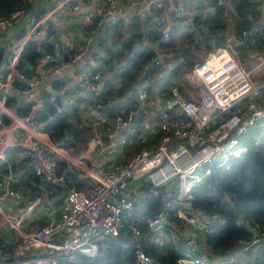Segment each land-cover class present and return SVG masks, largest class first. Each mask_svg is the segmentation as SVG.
Wrapping results in <instances>:
<instances>
[{"label":"built area","instance_id":"1","mask_svg":"<svg viewBox=\"0 0 264 264\" xmlns=\"http://www.w3.org/2000/svg\"><path fill=\"white\" fill-rule=\"evenodd\" d=\"M43 1L28 0L31 5L28 8L16 9L8 17L0 18V148L2 152L27 150L32 157L30 167L33 174L45 184L60 186L64 182V177L56 173L58 162L61 159L67 160L76 169L87 170L86 173L91 172L92 175H86L81 187L71 186L65 189L58 209L50 210L51 208L46 209L43 206L45 193L31 197L23 189L11 188L10 185L18 184L20 179L12 172L10 159L6 156H4L6 158L0 157V160L6 163L8 170L6 174L0 173V196L5 197L4 200H0V208H3L5 213V217H0V231L5 232L0 252L8 255L13 248L23 244L22 239H14L16 232L12 227L13 224L18 222L20 229L43 231L45 225L50 222V218L56 221L52 225L54 232L45 242L46 246L28 249L20 256H10L7 260L0 261V264H76L79 255L96 258L102 247L109 246L106 244L109 239H117L122 234L123 217L133 216L136 204L138 206L142 197L139 184L148 188L149 192L160 188L168 191L175 186L177 203L188 207L192 199L193 187L203 177L210 175L213 163L226 165L230 157H238L245 150L239 136L247 133L248 129L255 125H264V106L260 100L264 94L263 51L255 56L249 69L245 68V71L252 72L250 79L253 80V74L257 73L261 74L263 79L256 82L251 96H246L241 104H236L229 109V112H233L242 107L244 120L238 126L242 130L230 133L228 138L219 144H211V149H214L211 154L206 158L203 155L200 156L198 165L183 177L179 173L172 175L171 170L165 167L167 165V160H165L160 168L152 170L150 174L152 179L128 178L123 183L118 180L114 187L119 190H109V195L104 197L99 192L102 185L96 179L98 174L111 173L120 177V172L116 169L122 166L121 162L138 153L140 149L158 147L165 139L169 140V143L164 145L165 148L187 141V136H183V130H187L191 117L183 110V101L195 93L197 94L196 106H199L205 102L202 97L212 95V92L217 89L222 88L228 91L232 87V84L226 80V76H234L235 73H229L223 62L218 59L214 60L213 53L214 50L230 45L232 51L238 54L235 45L244 43L250 31H242L237 38L230 35L227 37L225 34L228 33L224 32V42L221 46L208 52L203 61L194 63L191 68L180 74L177 79L179 85L171 86L169 98L158 97L156 93L152 95L140 89L137 91V106L110 117L105 111L106 103L103 102L104 100L106 102V99L103 97V92L105 81L108 80L106 75L116 57L113 53L106 56L102 48L94 46V40L98 30L107 20L111 22L118 20L117 17L122 14L121 7L116 0H60L56 6L36 18L35 11L41 7L36 4ZM73 1H76V4L69 6ZM135 1L129 0L133 5L136 4ZM214 1L216 6H223L228 2V0ZM142 2L147 12L161 13L155 21L157 27L162 26L159 30H162L166 40L170 36L165 20L167 9H173V21L182 31L191 25L196 12H199L194 9V6H188L189 0H142ZM168 4L173 6H167ZM66 7L78 15L77 34L81 41L71 39L66 48L67 53L56 48H53L51 53L45 52L44 45L49 43L50 23L60 28V22L52 19L56 13ZM132 7L133 16H139L136 6ZM263 8L264 1L260 0V6L255 10L259 11L262 23H255L251 28V33L264 31ZM18 27L22 31H18ZM31 41L40 48L41 53L35 58L32 66H28V68H33L34 74H27L20 72L18 65L25 46ZM157 46L158 44H155V49ZM164 58V54L158 53L152 62L160 64ZM78 61H81L79 70L74 72L75 74L65 75L64 72ZM245 61L246 58L241 57V63L245 64ZM168 65L171 68V65ZM194 69L199 70L195 80L192 79ZM253 69L257 71L253 72ZM15 79L24 87L15 86ZM57 80L60 81V87L53 84ZM41 84L44 86L39 89L38 86ZM119 88L122 89L123 85H119ZM88 94L97 99L93 103L80 105L82 120L78 127L85 138L87 135L90 138L86 140L87 146L96 142V148L93 150H96L98 154L95 155L94 162H91L93 166L90 168L80 163L83 161L82 155L72 157L70 156L71 150L62 149L58 144H54L44 132V123H37L33 120V113L43 108L47 98L50 101L59 99L60 102L66 101L67 104H71ZM15 99L22 100L28 106V113L21 115L15 111L8 102L9 100L15 101ZM220 99L223 101L228 98L221 97ZM217 127L218 125H212L210 131H216ZM178 132L181 133L180 136L176 135ZM209 135L210 132L206 131L202 138L207 140ZM232 140L236 143H231ZM145 142L152 143V145H145ZM206 148H209V144H204L203 147L197 145L196 150L191 153L192 157L195 158L198 153H204ZM176 151L177 149L173 147L169 154ZM73 159L76 160L75 163L72 162ZM178 165L182 169L189 167L183 159L178 161ZM161 170L164 171V176L158 175ZM168 195L166 193V198ZM81 196L84 201L88 202L83 204V211L79 210L82 204ZM148 196L150 193L144 197ZM93 203L99 206L94 223L93 220L87 218L91 212L89 205ZM164 206V209L159 210L152 217L141 216L140 221L147 225V230L142 231L133 226L129 238L126 235L122 236L126 239V242L121 243L122 248L133 252V261L123 264H159L147 255L144 245L150 244L157 250H161L169 203L166 202ZM28 209H31V212L21 219V215ZM113 209L116 211L113 212ZM194 214L196 213L189 207L180 208L176 212V216L186 222L187 230L177 229L180 247L184 249L183 254L175 260V264H247L249 257L259 255L260 248L264 245V230L256 225L251 226L248 220L241 217L239 222L253 233L254 239L251 242H239V247L226 256L209 258L207 234L211 231V222L205 215L198 217ZM39 218L45 222L43 226L34 224V221ZM65 218L68 221H76V223L66 228H58ZM109 219L112 220L111 225L104 227L102 221L107 222ZM10 238L12 241H9ZM251 248V256H248L247 253Z\"/></svg>","mask_w":264,"mask_h":264},{"label":"trees","instance_id":"2","mask_svg":"<svg viewBox=\"0 0 264 264\" xmlns=\"http://www.w3.org/2000/svg\"><path fill=\"white\" fill-rule=\"evenodd\" d=\"M259 3L260 0H228L226 5L223 6H216L215 1L209 7L195 6V9L201 10V12L193 17L191 25H188L184 31L172 25L166 26L170 35L167 40L164 39L162 30H159L162 26L157 27L154 19L148 18L149 21L144 22L140 17H132L130 25H132L135 34L130 41L123 43V51L126 54L128 53L127 55L130 58L122 67L120 74L116 73L117 78L121 74L131 73V76H135L136 79L143 71H146L145 76L141 79V83H143L150 79L151 74L159 73L161 78L155 92L158 97L164 96L166 99L171 96V86L179 85L177 79H179L180 74L196 63V61H192L189 65L186 63L185 57L192 47H208L207 52H210L213 48L223 44L224 32L237 38L242 31L249 30L250 34L247 36L246 41L244 40V43L235 45L236 51L244 58H246L245 55L250 49L256 51L255 54L262 53L264 51V31L251 33L252 24L260 19L259 11L255 10ZM72 4H76V1L71 2L69 6L72 7ZM29 6L31 5L28 0H0V18L8 17L16 9L28 8ZM40 6L35 11L36 18H39L45 11L53 7ZM204 7L208 9L207 12L202 16L198 15L202 13ZM66 8L68 9V7ZM19 30L20 27H18ZM50 30L51 28L48 33H51ZM104 31L106 32L99 39L96 46L102 48L108 56L112 54V45H108L112 34L116 33L121 36L124 30L119 25L111 24ZM143 32L147 33L146 44L133 50L140 43ZM176 37L178 38L176 39ZM155 44H158L156 49ZM44 51L51 53L53 48L46 44L44 45ZM63 51L67 53L66 49ZM40 53V48L33 41L29 42L19 58L18 70L22 73L34 74L33 68H28V66H32L35 58ZM158 53L164 54L165 58L162 63L155 64L152 60ZM251 56L254 57V54H248V57L251 58ZM168 64L171 65V68ZM164 79L169 83L166 94L162 93L159 86ZM105 83L107 88L110 81L107 80ZM53 84L56 87L61 85L58 80ZM15 86L24 87L16 79ZM140 89L148 93L152 92L146 85H142ZM137 91L132 90L126 99L121 101L114 102L110 100L105 102L104 100L106 114L110 117L115 116V114L126 112L130 107L137 106ZM96 99L95 96L88 94L71 104H67L66 101L60 102L59 99L50 101L47 98L43 108L33 113V120L37 123H44V132L54 144H60L62 149L71 150L72 152L82 144L83 132L78 127L79 122L82 120L80 105L93 103ZM260 100L264 106V94ZM8 102L18 114L28 113V106L22 100L15 99V101L9 100ZM239 139L245 147L244 152L238 157H230L226 165H219L218 162H214L211 166L210 175L203 177L193 187L192 199L188 203V207L196 213L194 215L198 217L205 215L209 217V222H211V231L207 234L209 245L207 255L209 258L226 256L239 247V242H251L254 239L253 233L239 222V218L243 217L248 220L251 226L256 225L264 230V125H255L249 128L247 133L239 136ZM145 145H152V143L145 142ZM10 152L13 151H5V156L8 157ZM0 165V172L2 174L8 173L6 163H0ZM26 167L27 163L21 167L12 164L11 170L15 174L22 170L24 176L28 175L27 180L29 179L30 191L33 190L38 195L45 191L38 186V183L47 188V192H50L52 196L57 195L56 190H65L71 186L81 187L82 182H79L75 168L67 160L61 159L57 165L56 173L64 177V182L60 186L42 183L33 174L31 167L29 169H26ZM20 185L19 182L10 186L13 189H19ZM139 191L142 192V197L138 202V206L136 204L133 216L123 217L122 234L117 239H109L106 243L109 246L102 247L96 258L79 255L76 264H123L132 262L133 252L121 246V243L126 242V239L122 236L126 235L129 238L133 226L142 231L147 230V225L140 221L141 216L152 217L159 210L165 208L164 204L166 202L169 203V208L161 250H157L155 246L150 244H145L144 250L159 264H175V260L183 254L184 249L180 247L177 229L187 230L186 222L178 218L176 212L180 208L187 209L188 207L177 203L175 186L168 191L160 188L155 189L154 192H149L148 188L139 184ZM148 192L150 196L144 197L149 195ZM166 193L169 194L167 198ZM33 196L35 194L31 195V197ZM34 224L43 226L45 222L39 218L34 221ZM1 233L2 231H0V245L4 241L5 232L2 235ZM9 241H12V238ZM251 251L252 248L247 253L248 256H251ZM247 264H264V245L261 246L258 256L249 257Z\"/></svg>","mask_w":264,"mask_h":264},{"label":"clouds","instance_id":"3","mask_svg":"<svg viewBox=\"0 0 264 264\" xmlns=\"http://www.w3.org/2000/svg\"><path fill=\"white\" fill-rule=\"evenodd\" d=\"M213 59H218L223 62L224 66L229 70V73H235L234 76H226V80L232 84V87L228 91H224L222 88L217 89L215 92H212V95L202 97L205 102L201 103L199 106H196L197 94L195 93H193L189 99L184 100L182 108L187 112L188 116L191 117V123L187 127V130H183V136H187V141L165 148L164 145L169 143V140L165 139L158 147L140 149L138 153L128 157L126 161L121 162L122 166L116 169V171L120 172V177H116L111 173L98 174L96 179H98L100 185H102V187L99 188V192L102 193L104 197L109 195V190H119L114 187L118 180L123 183V181L128 178L133 180H138L141 177L152 179L153 177L150 175L152 170L160 168L165 160H167V165L165 167L171 170L172 175L179 173L183 177L198 165L200 156L203 155L206 158L207 155L211 154V151L214 150L211 149V144H219L228 138L230 133L242 130L238 128L244 120L242 107L237 108L233 112H229V109L233 108L236 104H241L246 96H251L253 94L255 83L249 78L252 76V72L245 71L246 64L241 63V57L232 51L230 45L219 50H214ZM198 71V69H194L192 76L193 80H195ZM255 71H257V69H253V72ZM200 75H203V73H200ZM236 81H239V83H236ZM221 97H227L228 99L221 101ZM212 125H218L217 130L214 132L210 131ZM206 131L210 132V135L209 139L204 140L202 137ZM176 135L180 136L181 133L178 132ZM231 143L234 144L236 141L232 140ZM204 144H209V148L204 149V153H198L197 157L193 158L191 153L196 150L195 146L199 145L203 147ZM173 147H175L177 151L170 155L169 153L172 152ZM94 148H96V142L88 145L83 154L85 156H94L98 154L93 153ZM181 159L186 161L189 167L182 169L181 166L178 165V161ZM72 162L75 163L76 160L73 159ZM87 174L92 175L91 172H87ZM158 175L164 176V171L161 170ZM165 179H167V177H165ZM4 199V196H0V200ZM80 201H82V204L79 210L83 211V204H87L88 202L84 201L82 196L80 197ZM33 207H35V205H33ZM89 209L91 212L87 218L93 220L94 223V217L99 211V206L93 203L89 205ZM115 211L116 209H113V212ZM29 212H31V209L23 213L21 219L27 216ZM0 217H5L3 208H0ZM54 223H56V221L50 218V222L45 225L43 231L38 229L36 231L20 229L18 222L13 224L12 227L16 232L14 239H22L23 244L13 248L12 252L8 255L0 252V261L7 260L10 256H20L28 249L46 246V240L54 232L52 227ZM75 223L76 221H68V219L65 218L64 221L58 225V228H66L70 224ZM102 223L104 227H108L111 225L112 220L109 219L107 222L102 221ZM0 247L3 246L0 245Z\"/></svg>","mask_w":264,"mask_h":264},{"label":"crops","instance_id":"4","mask_svg":"<svg viewBox=\"0 0 264 264\" xmlns=\"http://www.w3.org/2000/svg\"><path fill=\"white\" fill-rule=\"evenodd\" d=\"M59 1L60 0H44L43 2H41L39 4H36V6H40V5H42V6H56ZM116 1H117L118 5L122 9L121 18L116 20L115 22H111V20H107L104 23V25H103V28L105 30L111 24H115L116 26L119 25V27H121L124 30L123 31V35H121V36L117 35L116 33H113L112 36H111V40L108 41L109 42V46H111V45L113 46L114 45L112 47L113 48L112 53L116 57L115 60H114V63L111 64V66H110L108 74L106 75V78L110 81V83L112 81H118V79H121L122 76L126 74V73L125 74H121L120 77L117 78L118 75L116 73L120 74L122 67L127 63V61L130 58L127 55L128 53L126 54L125 51H123V43L125 41H130L133 38L134 34H135V31L132 28V25H130L132 17H134L133 16V10H132L133 7L132 6H136V9L138 10V15H139L137 17H140V19L143 20L144 22L146 20L149 21L148 18H152V19L155 20L161 14V13H156V12L155 13L147 12L145 4H144V2H142V0H136L135 1L136 2L135 5L130 4L129 0H116ZM212 4H213V0H189L188 6H194V9H195V6H206V7H209V6H212ZM258 5L260 6V3ZM167 6H173V5L172 4H168ZM206 7H204V9H202L203 12L201 14H198V15L202 16V14L207 12L208 9H206ZM204 10H205V12H204ZM200 12H201V10H199V13ZM196 14H197V12H196ZM173 15H174V13H173V9L172 8H169V9H167L165 11V20L167 21L166 26H168V25L171 26L172 25V26H175V27H177L179 29V27L176 26V24L173 21ZM77 18H78L77 13L76 12H71L67 8H64L63 10H61L60 12L55 14V16L53 17L52 20L53 21H59L61 27L58 28L54 24L50 23L51 24V26H50L51 33H49L50 36H49L48 45L51 48L64 50V49H66V47L68 45V42L71 39H73V40H75L77 42L81 41V39L78 37V34H77V26H78ZM255 23H258V24L262 23L261 15H260V20L258 19L253 24H255ZM99 32H100V30H98V33L96 34L95 39L98 38L97 36H98V34H100ZM105 32L106 31H104V33ZM146 35H147V33H144V32L142 33L140 42H141L143 37L146 40ZM177 38L178 37H176V39ZM246 39H245V41H246ZM144 44H146V42ZM138 45H139L138 48H140L142 46V45H140V43ZM94 46H95V43H94ZM133 50H136V48L134 47ZM255 53H256V51H253L252 49H250V51L246 53L245 57L246 58H250V57H248V54H250V55L254 54V57H252V56L251 57L255 58V56L259 54V53L258 54H255ZM80 67H81V61H78L70 69H67V71H65L64 74L65 75L75 74L74 72L78 71ZM145 74H146V71H144V73L142 72L140 74V76L137 77L136 79L133 78V84H135V87H137L138 85L141 84V79L145 76ZM107 89L108 88H106L105 85H104V92H103L104 95H103V97H105L106 102H108L110 100H113L114 102L118 101V100L121 101L122 99H126V97L129 95V93H128V94H126L124 96H116L114 91L107 90ZM122 89H124V87ZM130 90H133V88L130 87L129 91ZM89 139L90 138H89L88 135L86 136V138L84 136H82V144L80 146H78V148L75 151L72 150V152H70V156H72V157H79L80 155H82L83 156V161L80 162V163H82L83 165H86L87 167H89V166L85 162H94L93 159L95 157V155L94 156H85L83 154L84 151L87 149V141L86 140H89ZM93 153H96V150H93ZM4 154H5V152H2V148H0V157L6 158V157H4L5 156ZM7 158L10 159V162L12 164L18 165L19 167L23 166L25 163H27L26 169H29L30 166H31L32 157L29 154V152L27 150H25V149H17L15 151H13L12 153L10 152L8 154ZM0 163L3 164L4 162H2V160H0ZM76 170H75V172H76ZM16 174L18 175V177L20 179V184H21L20 186L21 187L19 189H23L24 192H26L28 194H30V192H31V195L35 194V196H37L38 193L34 192L33 190L30 191L31 187L28 185L29 179L27 180L28 175L24 176L22 170L18 171V173H16ZM22 176H24V177L22 178ZM85 178H86V176L79 178V182L80 183L84 182ZM38 186L40 188H42V190H45V191H43V193H45L43 195V206L46 209L47 208L48 209L51 208L50 210H57L59 205H60V200H61L65 190L64 189L63 190H61V189L60 190H56L55 192L57 193V195H53L52 196V195H50V193L47 192L48 189L45 188L44 186H42L40 183H38Z\"/></svg>","mask_w":264,"mask_h":264},{"label":"rangeland","instance_id":"5","mask_svg":"<svg viewBox=\"0 0 264 264\" xmlns=\"http://www.w3.org/2000/svg\"><path fill=\"white\" fill-rule=\"evenodd\" d=\"M208 50H209V48L208 47H204V46L200 47V48L192 47L191 51L188 52L187 56L185 57L187 65L192 63V61H196V62L202 61L206 57V55L208 53L207 52ZM252 57L251 58H246V61L244 62L248 69L251 67V64L254 62L253 61L254 58H252ZM133 78H135V76L134 77L131 76V73H126L125 75L122 76L121 79H118V81H112L109 84V86L107 87L108 88L107 90L114 91L116 96H124V95L132 92V90L129 91L130 87H132L133 90L137 91V90H140V87L144 84V85H146L147 87H149L151 89V91H152L151 94L153 95V93H156L155 91L157 90V86H158V84L160 82V78L161 77H159V73H153V74L150 75V79L148 81H146L144 83H141L137 87H135V84H133ZM262 79H263V76L261 74H259V73L253 74V81H254L255 84H256V82H259ZM119 85H123L124 89L119 88ZM159 86L161 87L160 89L162 90V93L166 94V92H167L166 88L169 87V83L166 82V80L164 79L163 83H161ZM195 147L197 148V146H195ZM85 163L89 167H91L93 165L91 162H85ZM75 170H76V168H75ZM76 175H77L78 178H81V177L86 176L87 173L85 171L81 170V169H77L76 170Z\"/></svg>","mask_w":264,"mask_h":264},{"label":"water","instance_id":"6","mask_svg":"<svg viewBox=\"0 0 264 264\" xmlns=\"http://www.w3.org/2000/svg\"><path fill=\"white\" fill-rule=\"evenodd\" d=\"M264 1V0H263ZM262 13H264V8L262 9ZM121 18V15H119L118 17H117V19H120ZM254 25V24H253ZM104 28H102L101 30H100V34H98V38H96L95 40H94V43H95V45L98 43V41H99V39L102 37V35H103V33H104ZM227 37H230L229 36V34H225ZM146 42V40H145V38L143 37L142 38V40H141V42H140V45H143L144 43ZM139 47V45L136 47V49ZM143 73H144V71H143ZM43 86H44V84H41V85H39L38 86V88L39 89H42L43 88ZM59 146H60V144H58Z\"/></svg>","mask_w":264,"mask_h":264}]
</instances>
